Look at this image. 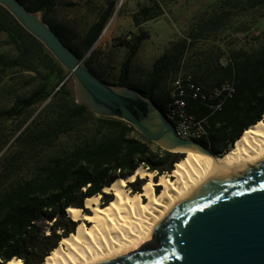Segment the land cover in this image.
Listing matches in <instances>:
<instances>
[{"label": "trees", "instance_id": "16d2710c", "mask_svg": "<svg viewBox=\"0 0 264 264\" xmlns=\"http://www.w3.org/2000/svg\"><path fill=\"white\" fill-rule=\"evenodd\" d=\"M56 5L57 0H34L27 7L42 12L43 20L83 63L109 82L93 65L94 50L86 54L113 16L116 2H109L89 26L80 48L68 31L50 23L48 16ZM162 14L157 2L144 0L133 14V22L140 28ZM255 14L264 16V0H208L190 34L173 41L137 85L131 79L132 59L151 36L140 28L131 40L122 39L129 53L112 84L138 88L165 111L171 78L181 67L204 86L233 79L236 92L210 118L209 138L203 140L212 153L222 156L248 127L263 119L264 31L253 35L247 44H238L236 34L217 33L229 24L236 29ZM236 18H240L238 26L231 21ZM0 33L8 36L17 51L14 56L0 51V79L8 68L23 67L33 71L39 82L30 94L0 109V259L6 262L18 257L23 264H41L61 238L76 228L77 222L67 214L69 206L83 208L86 195H102L105 185L134 173L141 165L157 175L171 173L183 156L150 141L125 120L96 115L78 102L68 85L73 74L1 4ZM220 35L224 46L218 41ZM46 101L28 123L25 120L11 129L5 125L4 121L20 120L28 109ZM188 110L207 113L197 101H190ZM135 182L129 183L131 190L140 192L142 185ZM103 195L111 198L108 193Z\"/></svg>", "mask_w": 264, "mask_h": 264}, {"label": "water", "instance_id": "95a60500", "mask_svg": "<svg viewBox=\"0 0 264 264\" xmlns=\"http://www.w3.org/2000/svg\"><path fill=\"white\" fill-rule=\"evenodd\" d=\"M0 4L73 74L77 101L96 115L125 120L165 150L193 147L215 156L206 144L181 138L163 108L138 88L94 74L38 11L22 0ZM154 236L149 244L98 264H264V160L214 176L180 202Z\"/></svg>", "mask_w": 264, "mask_h": 264}, {"label": "bare ground", "instance_id": "6f19581e", "mask_svg": "<svg viewBox=\"0 0 264 264\" xmlns=\"http://www.w3.org/2000/svg\"><path fill=\"white\" fill-rule=\"evenodd\" d=\"M177 151L185 157L171 173L155 178V171L141 165L131 175L117 177L103 188L111 196L107 203L102 202L101 194H95L84 198L83 208L69 206L67 214L77 222L76 228L61 238L41 264H98L149 244L170 212L214 176L234 173L264 160V116L222 156L193 147L182 146ZM137 179L145 181L140 192H132L128 184ZM156 186L161 187L160 191L155 192ZM0 262L23 264L18 257Z\"/></svg>", "mask_w": 264, "mask_h": 264}, {"label": "rangeland", "instance_id": "374dc122", "mask_svg": "<svg viewBox=\"0 0 264 264\" xmlns=\"http://www.w3.org/2000/svg\"><path fill=\"white\" fill-rule=\"evenodd\" d=\"M32 1L34 0H27L25 5L27 6ZM111 1L116 2L115 12L92 50L86 56H89L94 50L92 53L93 65L100 69L101 75L105 79L109 80L110 83H114L119 76L122 62L129 53V48L122 43V39L131 40L133 34L138 33L140 28L148 30L151 35L150 38L143 41L131 63V79L137 85L142 84L154 61L173 41L190 34L191 28L198 22L199 13L203 11L205 4L208 2V0H150L151 3L154 1L158 3L163 14L154 20L143 23L140 28L134 24L133 14L138 5L144 0H57V5L48 18L50 23L68 31L73 37L76 47L80 48L81 40L89 26L99 18ZM38 12L42 15V12ZM244 20L248 23H241V26L236 29L229 24L217 34H236L238 44H247L253 35L263 33L264 16L257 18L255 14ZM231 21L238 26L240 18ZM218 38V41L224 46L225 42L222 40V35ZM0 51H5L10 56L17 54L5 33H0ZM83 61L84 59H82ZM34 76L33 71L23 67L8 68L0 79V109L8 108L19 97L30 94L39 83ZM68 85L77 99L76 79L71 78ZM47 102L34 109H28L20 120L4 121L5 125L11 129L25 120H28V123ZM181 154L185 157L184 153ZM155 172L157 173V171ZM143 181L145 180H136L135 183L141 186ZM128 187L130 190L133 188L131 184ZM160 189L161 187L156 186L155 192L160 191ZM103 194L101 195L102 202L107 203L110 197ZM85 211L88 212L86 209ZM46 223L51 225L53 222L46 221ZM51 231L49 227L46 228L47 233ZM0 261L2 260L0 259Z\"/></svg>", "mask_w": 264, "mask_h": 264}, {"label": "built area", "instance_id": "2783aa9c", "mask_svg": "<svg viewBox=\"0 0 264 264\" xmlns=\"http://www.w3.org/2000/svg\"><path fill=\"white\" fill-rule=\"evenodd\" d=\"M235 92L236 85L233 79H227L214 86H204L193 74L181 67L171 78L165 115L181 138L203 143V140L209 138L210 118L223 109L226 101ZM190 101L204 105L207 113L199 115L189 111Z\"/></svg>", "mask_w": 264, "mask_h": 264}, {"label": "crops", "instance_id": "0c3cea01", "mask_svg": "<svg viewBox=\"0 0 264 264\" xmlns=\"http://www.w3.org/2000/svg\"><path fill=\"white\" fill-rule=\"evenodd\" d=\"M142 44H143V43H142ZM158 57H159V56H158ZM158 57H157V58H158Z\"/></svg>", "mask_w": 264, "mask_h": 264}]
</instances>
